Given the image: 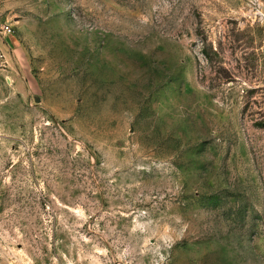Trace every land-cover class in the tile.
I'll list each match as a JSON object with an SVG mask.
<instances>
[{"label": "rangeland", "instance_id": "obj_1", "mask_svg": "<svg viewBox=\"0 0 264 264\" xmlns=\"http://www.w3.org/2000/svg\"><path fill=\"white\" fill-rule=\"evenodd\" d=\"M0 264H264V0H0Z\"/></svg>", "mask_w": 264, "mask_h": 264}, {"label": "built area", "instance_id": "obj_2", "mask_svg": "<svg viewBox=\"0 0 264 264\" xmlns=\"http://www.w3.org/2000/svg\"><path fill=\"white\" fill-rule=\"evenodd\" d=\"M3 29H4V31L5 32H11V27L8 25V24H6L4 27H3Z\"/></svg>", "mask_w": 264, "mask_h": 264}]
</instances>
